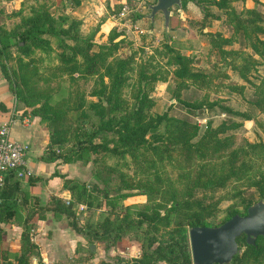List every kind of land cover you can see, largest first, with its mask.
<instances>
[{"label": "rangeland", "instance_id": "374dc122", "mask_svg": "<svg viewBox=\"0 0 264 264\" xmlns=\"http://www.w3.org/2000/svg\"><path fill=\"white\" fill-rule=\"evenodd\" d=\"M209 1L171 6L165 28L160 12L147 18V5L155 0H0V64L12 104L29 119L36 117L33 101L36 107L62 102L60 118L36 117L45 130L42 157L60 155L51 162L63 165L55 173L70 174L89 192L74 202L77 193L68 191L64 199L81 232L69 227L70 216L56 219L51 228L40 223L39 229L36 221L23 229L21 219L8 233L2 223L0 257L6 259L0 264H128L156 246L177 247L174 214L167 225L141 222L139 214L159 204L164 215L198 175L237 174L221 187L194 191L208 206L203 213L211 223L243 212L245 202L264 200V193L259 195L264 190V0H225L223 7ZM33 13L42 18L28 22ZM38 22L49 31L41 35L43 45L29 38L25 49L18 48V34ZM176 55L184 59L177 61ZM140 97H145L143 122L165 116L155 129L132 137L114 124L118 132L104 131L92 140H105L113 154L83 153L81 159L62 161L95 128L100 106L109 107V116L119 122L132 115ZM225 107L236 113L223 112ZM175 120L195 126L190 141L199 143L213 128L232 127L215 138L224 147L183 152L170 142ZM259 243L264 246V239ZM238 246L229 264H264V254L255 259L248 245Z\"/></svg>", "mask_w": 264, "mask_h": 264}, {"label": "trees", "instance_id": "16d2710c", "mask_svg": "<svg viewBox=\"0 0 264 264\" xmlns=\"http://www.w3.org/2000/svg\"><path fill=\"white\" fill-rule=\"evenodd\" d=\"M183 1V0H182ZM181 1V2H182ZM195 3L199 4V1L202 0H191ZM257 2L258 0H253ZM210 4H213L218 7H223L225 4V0H210ZM38 13H33L32 15L26 17L29 18L28 22H33L31 18H42ZM46 16V15H45ZM36 33V34H35ZM49 31L46 28H41L40 22L37 25H31L25 28L22 32L18 34L16 37L17 41L16 44L19 42L21 45H17L20 49H25V43L27 39H34L37 41L36 45H43L44 40L41 38V35L47 34ZM39 35V36H38ZM35 43V42H34ZM4 49V45L0 43V57H2V51ZM88 51H85V57H88ZM177 61H181L184 58L182 56L176 55ZM4 66L0 64V74L5 78L4 74ZM145 97H140L139 100L134 105V110L131 116L124 118L123 120L115 121L113 116H109L110 108L109 107H102L100 106L99 110L96 112L97 115V124L94 129L87 132L85 139L77 140L75 144L74 151L68 157L62 158V161L69 163L74 160L81 159L82 154H89L92 155L93 158L102 156L104 154H113L115 151L113 147H108L105 140L101 142H93L92 140L97 137V135L104 131H116L118 129L115 128L114 124L120 126L123 131L130 132L131 136L133 137L136 134L142 136L145 131L149 129H155L158 124L165 118L164 114H160L156 117V120L153 122H143L140 116L141 114V106L143 105ZM108 99L106 100V102ZM36 102L33 101L29 105H33L31 113L33 116L38 117L39 120H46L51 121L54 119H58L61 117L62 113L64 112L62 102H58L54 105H46L45 103H40L36 107ZM223 112L235 114L234 110L230 108H222ZM48 114H47V113ZM115 121V122H113ZM132 121L130 126V122ZM176 124L174 125L175 131V138H170V142L173 143L175 146L185 151L191 152H200L202 147H212L216 148L219 146L220 148L224 147V141H218L215 138L217 135L224 132L225 128L232 127L230 124L228 126H218L213 128L211 134L208 135L206 140H202L203 143L191 142V138L196 135V127L192 126L189 128L185 122L175 120ZM47 129H52L53 124L50 123L47 126ZM172 134V133H171ZM131 136H126V138H132ZM130 140V139H127ZM48 142L54 143L55 140L51 141V136L48 138ZM254 144H249L248 146H253ZM43 154V153H42ZM42 154L39 156V160L44 162H52L56 159H60V155H54L53 153L48 158H43ZM52 174H57L53 172ZM237 174H208L205 178H202L201 175L195 176L191 185L187 186L186 189L188 191L185 197L181 198H173L168 208H165V214L159 215L158 209L163 207V205H151L149 211L142 210L139 214L140 221L146 222L147 224H155L157 222L162 223L163 225H167L170 216L175 215L176 221L174 222V230L178 234L180 239V244L177 247L173 245H164V246H156L149 252H145L140 258L132 259L131 262L128 264H158L157 261H161L164 264H191V257H190V250L188 244V237H187V229L190 226H216L226 219H228L233 214L243 215L245 213L246 207L251 203L261 199L258 198L253 202H245L243 204L244 210L243 212L233 211L229 213L221 222L219 223H211L206 220L208 217L206 213H203V210L206 209L208 206H204L202 198H195L193 193L197 189H214L217 187L223 186V184L227 181V179L234 177ZM59 177L62 178L61 187L64 190L70 192L71 195L77 193V199L75 198L74 202L82 200L83 197L89 193L88 190L85 188V184L83 182H76L70 178H65L62 174H59ZM29 180L31 179L28 177ZM22 178L18 177L14 171H8L4 177L3 183L0 186V227H2V223L8 224L13 223L17 224L16 221L22 219V227L23 229L26 227L29 228L33 222L38 219H44V213L49 211L50 214L55 218L58 219L62 216H70L71 222L68 224L69 227L74 230L75 232H81V229L74 220V213L71 210V204H64V200L57 196H52L45 204L40 205L36 196L29 194L27 191L22 190L20 187V181ZM261 182L263 181V177L260 178ZM75 182L74 185H71ZM258 181V180H257ZM256 183V182H255ZM264 193V190H260L259 195L261 196ZM20 201V202H18ZM70 202V201H69ZM72 202V201H71ZM30 206L29 208H27ZM32 206H34L32 208ZM25 209V213L29 212L25 216L21 215ZM29 209V210H28ZM25 217V218H24ZM157 221V222H156ZM16 222V223H15ZM24 231V230H23ZM0 234L2 235L1 228ZM26 236L24 241L28 242L27 234L22 232L21 235ZM94 237H99L97 231H93ZM0 235V241L2 236ZM264 239V236H257L254 244L249 245L245 242L244 234L238 235L235 240L237 246L239 243L244 245H248L253 258L257 259L259 256L264 254V246L259 242ZM239 248V246H238ZM237 254H234L230 261L226 264L232 262ZM0 258L6 259V256H1ZM259 260V259H258ZM7 261V260H6ZM10 264V262H7Z\"/></svg>", "mask_w": 264, "mask_h": 264}, {"label": "water", "instance_id": "95a60500", "mask_svg": "<svg viewBox=\"0 0 264 264\" xmlns=\"http://www.w3.org/2000/svg\"><path fill=\"white\" fill-rule=\"evenodd\" d=\"M180 6L181 0H155L148 4L147 18L153 20L160 12L163 25L168 26L169 8ZM244 234L245 242L253 245L257 236H264V200L261 198L246 207L243 215L233 214L216 226H190L187 229L191 264H226L240 249L235 238ZM89 250L93 251L92 245Z\"/></svg>", "mask_w": 264, "mask_h": 264}, {"label": "crops", "instance_id": "0c3cea01", "mask_svg": "<svg viewBox=\"0 0 264 264\" xmlns=\"http://www.w3.org/2000/svg\"><path fill=\"white\" fill-rule=\"evenodd\" d=\"M21 109L12 104V96L4 78L0 74V122L4 121L8 116L19 117ZM27 116H29L27 114ZM30 117V116H29ZM29 122L22 126L17 121L11 126L9 137L26 144L27 150L25 154V165L30 171L27 177H23L20 181L22 190L27 191L29 194L36 196L40 205L45 204L52 196H57L63 200L68 197V191L61 187L62 178L59 174H52L55 169L63 165H55V163L44 162L39 160V156L45 148V130L37 123L36 117H30ZM65 178L71 177L70 174H62ZM30 177L31 179L29 180ZM54 223H52V221ZM55 218L49 211L44 213V219L36 220L37 229L40 226H53ZM51 221V222H50ZM45 222V223H44ZM43 223V224H40ZM52 223V225H51ZM16 228L14 222L5 225V230ZM51 228V227H50Z\"/></svg>", "mask_w": 264, "mask_h": 264}, {"label": "built area", "instance_id": "2783aa9c", "mask_svg": "<svg viewBox=\"0 0 264 264\" xmlns=\"http://www.w3.org/2000/svg\"><path fill=\"white\" fill-rule=\"evenodd\" d=\"M18 122L22 126L29 122L25 116H8L0 122V186L8 171H14L20 178L27 177L30 171L25 165L26 144L13 140L9 137L11 126Z\"/></svg>", "mask_w": 264, "mask_h": 264}]
</instances>
